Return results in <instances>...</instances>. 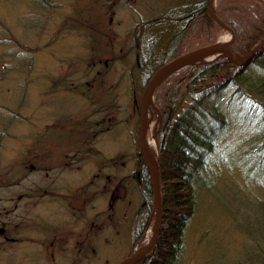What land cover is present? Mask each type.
Instances as JSON below:
<instances>
[{
	"label": "rangeland",
	"instance_id": "rangeland-1",
	"mask_svg": "<svg viewBox=\"0 0 264 264\" xmlns=\"http://www.w3.org/2000/svg\"><path fill=\"white\" fill-rule=\"evenodd\" d=\"M185 1L188 0H52L48 3L38 0H0V28L2 30L0 33V264H118L124 258L137 252V249L149 239L150 235L152 237L156 218L155 201V209L148 218L149 225L144 230H139L137 242L133 239V234L123 233L125 230L120 229L122 230L120 233L109 230L99 236L92 232L91 234L85 231L75 232L74 234L80 235L77 237L79 245L71 238V235L65 232L70 229L81 231L84 218L83 220L66 219L64 222H57L63 234L53 237L51 241L49 234L43 230L46 224L50 225V223V227L54 229V222L51 220L56 216L52 211L56 209V205L64 214L74 216L82 212L77 207L82 206L84 198H94V204H97L98 209L107 207L106 195L98 196L100 184L98 180L96 181V174L101 172L103 173L101 177L103 184L106 176L105 170L109 166L98 162L103 155L105 157L121 156L118 157L121 161L117 162L115 169H119L118 165H120L121 169L117 175L126 177L122 185L126 184L123 194L126 188H129L128 193L124 197L122 194L119 198L122 204L115 212V223L119 224L122 217L130 221L135 210L138 209L142 198L141 193L135 183H130L128 177L137 165V157L132 156V152L142 153L141 157L145 162L139 132L138 134L136 132L139 128L141 98L146 85L143 81L138 82L139 71L135 65L134 50L135 36L138 34H132V32L139 22L147 23L168 6L171 10L169 13L172 14L173 9ZM259 2L258 13L264 16V0H259ZM249 5H251L250 0H210L209 13L215 19V40L200 47L219 44L224 35L233 37L231 29L224 24V18L220 14L222 7L228 11L235 10L236 14L243 17L246 16ZM46 13H51L50 19L47 20L49 27L39 31L32 24L37 16L41 17ZM44 20L45 18H40V21ZM7 24L13 28V31L7 30ZM158 26L152 23L148 27L155 30ZM172 33V30L168 33L165 30H159L158 33H153L152 37L165 40V38H170L169 35L173 36ZM257 36L255 35L246 54L237 55H247L253 46L264 38L262 35ZM97 37L100 39L97 40ZM111 37L114 38L116 44L113 50V60L116 64L104 73L100 72V67L90 69L84 62L85 59L86 62L92 60L94 54V49H90L92 43L95 40H97L96 43H105ZM34 46L38 50L34 66H30L28 57L33 53ZM102 52L100 50L99 53ZM219 57L229 58L219 54L210 60H197L196 64H211ZM118 61L120 63H117ZM164 63L158 62L155 65V67L158 66L155 71ZM263 63L264 54L250 61L246 66L244 78L255 74L264 79ZM28 72H31L30 76L37 74V79L35 84L30 86V92L25 99L22 111L33 118L35 115L33 110L40 115L39 133L43 134L40 143L48 145L55 153L52 155L54 156L53 164L46 162L48 166L52 165L51 171L47 174L34 172L17 186V177L21 173L16 164L19 162L17 156L21 151L20 145L25 139H19L18 135L22 128H28L29 125L21 123L16 118L15 110L21 98L24 77L28 76ZM84 74L87 80L99 76V79H103L101 82L103 84H97L94 89L85 90L82 95V90L76 88V84ZM55 80L57 84H54ZM71 84L76 86L74 87L76 89L68 90L67 86ZM52 88L55 90H51ZM183 92H187L186 85L182 87ZM232 93V90H227L225 97ZM107 95H112L114 98L108 100ZM222 95L218 96V102ZM131 96L133 100L130 99ZM184 98L181 101V107L191 102L190 97ZM227 99L223 98L222 108L224 109L229 102ZM113 100H116L117 108L109 113L106 108H102V105ZM237 102L240 101L237 100ZM123 103L124 108L125 105L130 108L126 113L130 114L135 109L137 123H135V118L130 120L128 116L120 113L119 108ZM79 109H82L80 112L82 116L84 115L88 126L93 125L96 119L100 120L95 124V128L101 131L99 134L96 133L92 141L84 144L89 148L90 153L86 159L79 161L75 157L74 161H71L73 162L72 167L67 168L64 165L61 167L64 159L66 161L65 154L70 152L67 151L68 146L75 142L76 147H81V141L77 137L72 141L63 136L55 139L52 133L44 134V132L48 127L50 129L54 127L57 119H65L68 113L78 118L79 112H76ZM117 109H119L118 122L121 121L118 125L120 131H117L115 127ZM230 109L240 108L234 104ZM251 110L250 105L247 104L242 112L246 114ZM110 115L113 119L109 118ZM150 115L152 118L148 120V141L153 142L158 161L160 141L157 134L160 125L157 109L153 108ZM243 116L239 114L237 117L231 115L223 117L227 122L225 128H228L229 138L231 133L235 134L237 119L243 125L234 135L238 136V139L235 137H233L236 139L234 141L229 139L228 142L231 145H226V147L230 148L232 162L236 161L237 156H246L248 163L255 167L254 173H259V176L251 177L250 174L254 173L246 171L245 166L242 170L240 165V171H238L231 168L229 161L225 158L219 159L218 168L211 175L210 183L205 188H201L199 192L196 190L197 210L188 225L184 238L185 251L179 264H253L249 262L246 255L247 252L255 250V245L251 241L254 240V235L264 229V167H262L264 166V113L256 109L247 117ZM204 117L209 119L208 115ZM112 123L113 126L109 127ZM92 128L87 130V135L90 137L93 136L90 131ZM50 129V132H54ZM27 133L31 132L27 131ZM225 142L227 143L226 138ZM252 148L259 150V153L255 151L258 155L253 157V154H249ZM111 170L117 172L114 167ZM247 172L249 175L245 174ZM87 182L89 186H86ZM79 186L82 195L78 193ZM130 186L135 188L133 192ZM67 187L68 190H65ZM27 188H34L35 194L30 197L31 194L27 191L25 195L28 197L18 202L16 200L18 195L15 193L24 194ZM40 189L50 190L42 195ZM64 192L66 194L63 197ZM256 202L258 206L253 207ZM16 216L23 222L22 229L18 230V233H21L20 236L24 239L15 233L10 234L6 239L2 227L10 224ZM167 225L168 223L165 224ZM253 228H255L254 234H252ZM89 237L92 238L90 249L89 244L84 242ZM41 238L51 243L45 246L37 242ZM40 250L42 253H38ZM82 250L87 252L83 253ZM151 253H147L146 257Z\"/></svg>",
	"mask_w": 264,
	"mask_h": 264
},
{
	"label": "trees",
	"instance_id": "trees-1",
	"mask_svg": "<svg viewBox=\"0 0 264 264\" xmlns=\"http://www.w3.org/2000/svg\"><path fill=\"white\" fill-rule=\"evenodd\" d=\"M38 1L48 3L52 0ZM250 1L251 5H249V7L247 6L248 10H246V16L243 17L236 14L235 10L228 11L225 7H222L220 10V14L224 18L223 22L232 28L235 33L232 48L236 54H246L245 52L251 47L255 35L264 36V16L258 13L260 2L259 0ZM208 3L209 0H188L184 3L181 2L173 9L174 12L172 14L169 13L171 10L168 6L158 16L148 20L147 23L142 21L135 26L132 34H138V36H135L134 41V50L136 54L135 65L139 71L138 82L143 81L146 85L150 76L158 67H155L158 62H167L184 52L215 40V19L208 12ZM50 15L51 13L41 15L42 18H45L44 21H40L41 17L37 16L32 26L39 31L48 28L47 20L50 19ZM152 23L159 25L158 29L152 30L149 28ZM60 29H62V27H60ZM7 30L13 31V28L8 25ZM159 30H165L166 33L172 30L173 36L168 34L170 36L168 39H154L152 37L154 35L153 33L156 34ZM1 32L2 30L0 28V33ZM99 39L100 37H97V40ZM97 40L92 43V47L90 48L92 50L94 49L92 60L86 62L85 59L84 64H87L90 69L100 67V72L104 73L116 64L113 60V50L116 48V44L113 37L108 39L105 43H96ZM37 50L38 49L34 46L32 48L33 53L28 57L30 66H34ZM100 50L103 51L101 54L99 53ZM262 54H264V49L251 59V61H254L256 57H260ZM117 63H120V61ZM248 64L249 62L246 64L243 63V65H237L222 57L217 58L211 64H187L168 74L158 85L154 93V101L157 114L159 115L160 125L157 135L160 141L159 163L162 173V188L164 194L163 215L156 247L149 256L141 259L135 264L180 263L185 251L184 238L186 236V231L197 210L195 204L196 190L199 192L201 188H205V186L210 183L211 171L218 166L219 159L224 157L226 145L231 144L228 140L231 139L234 141L236 140L235 138L238 139V136L234 135L243 126L241 121L237 119L236 122L238 125L235 128V134L231 133L229 138V136H227L228 128H225L227 122L223 117L226 115L237 117L239 114H242V116L246 115L243 117H247V115L255 112L256 109L264 113V79L255 76V74H250V77L244 78L245 69ZM30 73L31 72H28V76L24 77L21 98L15 110L16 118L19 119L21 123L29 125L28 128H22L18 135L19 139H25L23 144L20 145L21 151L17 156L19 162H16V164L21 172L17 177V186L19 184L21 185L23 181L27 179L26 177L34 172H44L47 174L51 171L52 165L50 164V166H48L46 162H51L53 164L52 158L54 156L52 155L55 153L48 145L40 143L43 137V134L40 135L39 133L40 124L38 120L40 119V115L33 110L35 114H33V118L30 114H24L22 111L23 105L26 102L25 99L30 92V86L34 85L37 79V74L30 76ZM102 81L103 79H99V76L87 80L84 74L82 78L80 77L79 83L76 84L77 87L73 86V84L67 87L68 90L74 87L80 88L82 92H84L87 89H94L97 84L102 85ZM54 84H57V80H55ZM184 85H186L187 92L182 93V87H184ZM83 87L85 89H83ZM51 90L55 89L52 88ZM227 90H232L233 93L225 97ZM221 94L223 95L220 102H218V96ZM185 96L190 97L191 102L189 105L181 107V101ZM113 98L112 95H107L108 100H112ZM223 98H228L227 100H229L226 109L222 108L224 103ZM103 99L105 100L106 97L104 96ZM130 99L133 100L132 96ZM237 100L240 102H237ZM234 104L240 109L231 110L230 108ZM247 104L250 105L252 110L245 114V112L242 111ZM123 105L124 103L121 108H119L121 109L120 113L124 116H128L130 120L135 118V123H137L135 109L128 114L126 112L130 109L128 108L129 106L125 105L124 108ZM102 106V108H106L110 113L117 108V103L116 100H113ZM132 106L134 107V105ZM119 109L115 112V127L117 131H120L118 125L121 122H118L117 116ZM76 113H78V118L68 113L67 116L64 117L65 119H57L54 127H51L54 132L49 131L50 127L45 129L46 131L44 132V134L48 132L52 133L55 139H59V136L62 138L63 136L72 141L77 137V139L81 141V147H76L75 142L68 146L67 151L70 152L65 154L66 161L63 158L64 161L61 163V167H63V165L67 168L72 167L73 162L71 161H74L75 157H77L79 161L86 159L90 153L88 151L89 148L86 147V145L84 146V144L92 141L96 133L99 134L101 131L95 128V124L99 123L100 120L96 119L93 125L88 126L84 117H80V109ZM204 115H208L209 119H206ZM199 117H204V123L201 122ZM109 118L113 119V116L110 115ZM85 124L86 128L84 127ZM111 126H113V123L110 124L109 127ZM90 127H93L90 129L91 134H93L91 137L87 135V130H89ZM27 131L31 133L28 134ZM138 132L139 129L136 133L138 134ZM225 138L227 139V143L225 142ZM255 151L259 153L258 149L252 148L249 154H253V157L258 155ZM131 155L137 157V165L128 178L130 183L133 182L136 184V188L139 189L142 197L140 205L138 209L135 210L131 220L126 221L125 218L122 217L119 220V224L115 223V212L118 210V206L122 204L119 198H121L124 186H126V184L122 186L126 177L120 174V177H118L117 175L120 172L121 166L118 165L119 169H115L117 167V162L121 161L118 160V157L121 156L115 155L105 157L103 155V158L100 157L98 162L109 166L107 167L108 169L105 170L106 176L103 184L101 182L103 173L101 172L96 174V181L98 180L100 184L98 187L100 189L98 196L106 195L108 202L107 207L98 209L97 204H94V198H84L82 199V206L77 207L82 212L78 216L75 215V217L72 214H64L60 211L58 205H56V209L52 210L56 216L51 220V222H54V229L50 227V223V225L46 224L47 226L43 230V232L49 234L50 241L53 237L63 234V232L60 231L62 228L61 226H57V222H64L66 219L83 220V218L84 221L82 225H86L85 228L83 226V228H81L82 230L79 229L81 231L70 229L68 232H65V234L71 235V238L76 240V243L79 245L80 242H78L77 237L80 235L74 233H83L84 231L88 232L87 234H91L92 232L99 236L109 230L117 231L118 233L125 230L123 233L133 234L135 242L138 241L140 234L139 230L142 231L149 225L148 218L155 208L151 178L148 167L142 159L143 157H141L142 153L137 154V152H132ZM242 164L245 168H249L248 170H250V172L254 173L255 167L248 163V158L246 156H243ZM230 166L240 171L238 167ZM113 167L117 172L111 170ZM250 168H252L253 171ZM245 174L249 175L248 172ZM258 174L259 173H254L252 175L250 174V176L257 177L259 176ZM86 186H89V182L86 183ZM130 189L133 192L135 188L130 186ZM40 190L42 192L41 194L45 195L50 189ZM65 190H68V187ZM126 190L123 197L128 193L129 188H126ZM27 191L30 192V197H33L35 194L34 188H27L24 190V194L19 192L15 193L18 195L16 200L20 202L27 198L28 196L25 195ZM78 193L80 195L83 194L80 186L78 187ZM65 194L66 192L62 193V196L64 197ZM256 206H258L257 202L253 204V207ZM20 219L16 216L10 224H6L5 227H2L6 239L13 233L24 239L23 236H20L21 233H18V230L22 229L21 224L23 223ZM166 223H168L167 226H165ZM254 229L255 228L252 229V234H254ZM93 230H95V232ZM251 241L252 244L255 245V250L247 252V259L253 264H264V229L254 235V240L252 239ZM37 242L43 243L45 246L51 243H48L45 238H41ZM84 242L89 244V249L92 247L91 237L86 238ZM41 251L42 250L38 253H42ZM82 252L86 253L87 251L82 250Z\"/></svg>",
	"mask_w": 264,
	"mask_h": 264
},
{
	"label": "water",
	"instance_id": "water-1",
	"mask_svg": "<svg viewBox=\"0 0 264 264\" xmlns=\"http://www.w3.org/2000/svg\"><path fill=\"white\" fill-rule=\"evenodd\" d=\"M231 29V28H230ZM233 33V37L228 44V50L230 53L229 60L237 65H243L253 59L261 50L264 49V38L255 46H253L252 50L245 56H238L234 53L232 49V42L235 37L234 31L231 29ZM222 45L220 44H212L207 47H200L194 50L187 51L183 54L178 55L177 57L171 59L170 61L162 64L150 77L146 87L143 91V96L141 98L140 104V117H139V137L141 143V149L143 152V156L148 167L152 186H153V193H154V201H155V222H154V231L151 238V242L145 249L144 253L135 252L128 257L121 260L118 264H135L136 262L140 261L144 257H146L147 253H150L156 246L158 241V236L161 227L162 215H163V188H162V178H161V168L159 164V160L151 161L149 160V147H148V118L149 114L153 108H156V104L154 102V93L160 82L171 72L174 70L187 65V64H194L197 63L196 61L199 60L201 55L205 53H209L212 51H216L221 49Z\"/></svg>",
	"mask_w": 264,
	"mask_h": 264
},
{
	"label": "bare ground",
	"instance_id": "bare-ground-1",
	"mask_svg": "<svg viewBox=\"0 0 264 264\" xmlns=\"http://www.w3.org/2000/svg\"><path fill=\"white\" fill-rule=\"evenodd\" d=\"M232 37L230 35H224L223 38L219 41V44L222 45L221 49H218L216 51H212V52H209V53H205L204 55H201L199 57V60H210L212 58H214V56H217L219 54H222L224 56H230V53H229V50H228V44L230 43ZM152 118V115L149 114V118L148 120L150 119L151 120ZM201 122L204 123V117H199ZM228 145H231V144H228ZM148 147H149V152H148V155H149V160L151 161H155L157 159L156 157V154H155V150L153 148V142L152 141H149L148 143ZM227 161H229L230 165L232 166H235V167H238L241 165V169L244 170V165L242 164V160H243V157L242 156H237L236 158V161L235 162H232L231 159H232V154H231V151H230V148L229 147H225V155L224 157ZM244 167V168H243ZM218 168L215 167L213 169V171H211V175L215 173V169ZM249 169V168H248ZM247 168H245L246 171H249ZM252 171L253 169L250 168ZM214 177V176H213ZM151 235L149 236V239L140 247L137 249V252H140V253H144L145 249L147 248V246L149 245V243L151 242Z\"/></svg>",
	"mask_w": 264,
	"mask_h": 264
},
{
	"label": "flooded vegetation",
	"instance_id": "flooded-vegetation-1",
	"mask_svg": "<svg viewBox=\"0 0 264 264\" xmlns=\"http://www.w3.org/2000/svg\"><path fill=\"white\" fill-rule=\"evenodd\" d=\"M210 1V0H209ZM208 12H209V3H208ZM80 89V88H79ZM84 94V92H82V95ZM80 111H82V109H80ZM80 117H84V115L82 116V114L80 115ZM85 119V118H84ZM86 121V120H85Z\"/></svg>",
	"mask_w": 264,
	"mask_h": 264
}]
</instances>
